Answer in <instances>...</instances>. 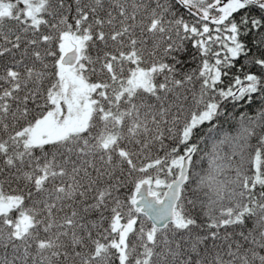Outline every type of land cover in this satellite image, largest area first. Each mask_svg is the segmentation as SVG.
I'll list each match as a JSON object with an SVG mask.
<instances>
[{
  "label": "snow or ice",
  "instance_id": "6c2138e0",
  "mask_svg": "<svg viewBox=\"0 0 264 264\" xmlns=\"http://www.w3.org/2000/svg\"><path fill=\"white\" fill-rule=\"evenodd\" d=\"M0 264H264V0H0Z\"/></svg>",
  "mask_w": 264,
  "mask_h": 264
},
{
  "label": "trees",
  "instance_id": "16d2710c",
  "mask_svg": "<svg viewBox=\"0 0 264 264\" xmlns=\"http://www.w3.org/2000/svg\"><path fill=\"white\" fill-rule=\"evenodd\" d=\"M174 55L177 56L178 59L181 61H184L183 68L185 71L190 70L191 68H194L196 66L197 61H192L191 56V49L188 52H176Z\"/></svg>",
  "mask_w": 264,
  "mask_h": 264
}]
</instances>
